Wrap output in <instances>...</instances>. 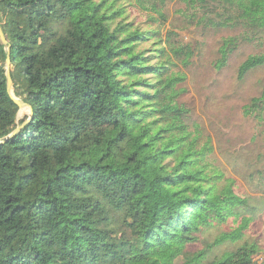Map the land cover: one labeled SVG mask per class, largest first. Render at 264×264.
<instances>
[{
	"label": "trees",
	"instance_id": "16d2710c",
	"mask_svg": "<svg viewBox=\"0 0 264 264\" xmlns=\"http://www.w3.org/2000/svg\"><path fill=\"white\" fill-rule=\"evenodd\" d=\"M169 1L0 0V264H256L254 242L205 260L258 206L204 161L212 146L173 68L193 52L165 28ZM184 2L241 29L223 38L218 69L244 42L261 50L238 80L264 67V0ZM7 47L15 96L32 111L20 124ZM262 104L264 87L244 112ZM230 216L237 227L208 242Z\"/></svg>",
	"mask_w": 264,
	"mask_h": 264
},
{
	"label": "rangeland",
	"instance_id": "374dc122",
	"mask_svg": "<svg viewBox=\"0 0 264 264\" xmlns=\"http://www.w3.org/2000/svg\"><path fill=\"white\" fill-rule=\"evenodd\" d=\"M168 20L165 28L177 33L176 41L187 45L192 55L186 62L175 60V70H180L185 79L179 100L190 110L193 126L201 134L200 142L210 140L212 151L204 158L214 171L220 169L224 177L233 179L235 193L256 205L253 219L242 230L238 239L223 240L214 244L207 252L206 259L221 257L235 250L243 242H254L259 250L253 262L264 264V104L260 108L244 112V105L252 97L260 96L264 87V67L250 70L242 80L237 78L240 63L261 48L254 43H240L229 57L226 65L218 69L215 61L223 38L242 33L241 29L214 27L200 19L199 6L186 5L184 0H171L166 6ZM213 17H216L213 15ZM5 62V68H6ZM11 70V66H9ZM17 88L9 90L15 96ZM19 99V98H17ZM21 100V99H20ZM29 113L26 106L19 107L16 123ZM239 220L230 216L209 230L207 240H214L224 232L237 227ZM196 250L202 245H197Z\"/></svg>",
	"mask_w": 264,
	"mask_h": 264
},
{
	"label": "water",
	"instance_id": "95a60500",
	"mask_svg": "<svg viewBox=\"0 0 264 264\" xmlns=\"http://www.w3.org/2000/svg\"><path fill=\"white\" fill-rule=\"evenodd\" d=\"M0 38H1V40H2V42H3L4 44L7 43V41H6L5 37H4V34H3V32H2L1 27H0ZM5 62H6V64H7V65H6V68H5V70H6L7 91L9 92V90H10V88H11V86H12V78H11L10 68H9V66H10L9 47H7V56H6V60H5ZM9 94H10V92H9ZM10 96H11L12 100L15 102V104H16L18 107L26 106V107L29 109V113L31 114L32 111H31V107H30L29 104H27L26 102H24V101H22V100H20V99H17V98H15V97H13L11 94H10ZM19 128H20V127H17V128L15 129V131H16L17 129H19Z\"/></svg>",
	"mask_w": 264,
	"mask_h": 264
}]
</instances>
